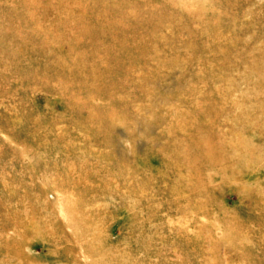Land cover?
I'll use <instances>...</instances> for the list:
<instances>
[{"label": "rangeland", "instance_id": "1", "mask_svg": "<svg viewBox=\"0 0 264 264\" xmlns=\"http://www.w3.org/2000/svg\"><path fill=\"white\" fill-rule=\"evenodd\" d=\"M0 264H264V0H0Z\"/></svg>", "mask_w": 264, "mask_h": 264}]
</instances>
